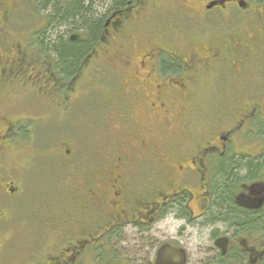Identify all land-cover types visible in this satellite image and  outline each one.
<instances>
[{
  "label": "flooded vegetation",
  "instance_id": "1",
  "mask_svg": "<svg viewBox=\"0 0 264 264\" xmlns=\"http://www.w3.org/2000/svg\"><path fill=\"white\" fill-rule=\"evenodd\" d=\"M11 12L0 7V264H264V0H128L103 11L68 73L56 52L14 43ZM167 14L197 27L174 36L158 19ZM78 86L119 116L118 136L102 156L58 143L48 157L57 197L34 202L16 236L13 201L37 158L17 181L5 166L45 140L39 119L14 109L47 94L66 111Z\"/></svg>",
  "mask_w": 264,
  "mask_h": 264
},
{
  "label": "rangeland",
  "instance_id": "2",
  "mask_svg": "<svg viewBox=\"0 0 264 264\" xmlns=\"http://www.w3.org/2000/svg\"><path fill=\"white\" fill-rule=\"evenodd\" d=\"M156 1L158 4H163V2L167 3V0ZM38 2L39 0H0V7H11L12 9L10 14V32L13 34L14 43H17L18 41L23 44H37V34L43 29L47 20L46 15L42 12ZM196 8L200 10L197 5ZM158 19L166 25L165 27L163 26V29L170 30L171 32V29L175 28L176 31L174 32V36H179L180 33L190 34L191 30L189 31V29L195 30L197 27L196 20L186 21L185 23L192 26L186 27L183 20L180 23L179 19H175L170 14L165 15L162 19ZM177 29L181 30L177 31ZM182 29H188V32L183 33ZM194 39L196 40V37ZM95 76L99 75L96 73L95 69H92L90 75L85 78L86 83L89 84L91 80L90 78H94ZM94 81L95 80H93V82ZM83 86L85 87V84H83ZM38 89H40L38 85H34L30 80L28 81V86H26L27 92H34V94H36ZM43 91L47 93L45 90ZM78 92L80 93L78 96L79 98L76 97L73 106L67 107L68 109L66 111L58 109V106L56 105L58 100H55V98H52L47 94L44 96V101H32L28 98V100L24 101L19 100L23 103V106H17V108L14 109H19L20 111L26 110L22 114L23 117L29 114L36 118V120L39 119L41 126L37 128L36 133L38 134L39 139H42L43 141L45 140L44 142L46 143V145L44 143L45 146L41 144V147L38 146L37 148L35 144L28 146L26 149L19 146L17 148L13 147L16 151L10 156L12 157L10 159L11 163L5 166L7 176H10V180L17 181L18 174H26L25 169L27 167L26 163L28 162L26 158L30 156L37 158V161L35 162L37 165L35 168L37 167L38 169L36 171L34 170V173H37V176H27L30 187H20L18 192L20 195L17 197L18 199L13 201L18 202L17 204H21L23 209H19V212L21 213L15 216L11 223V225L16 228V236L24 235L25 225L22 218H26V216L30 214L34 202L41 203L42 201V204H47L48 199H52L54 196L57 197L56 192L53 190L55 187L52 189L53 183L51 179L53 177L54 166L48 165L51 162L48 157H51L50 155L53 151H57L58 143H71L73 151H75V156H79L80 153L85 152V148H87L92 156H102L108 146L107 143L109 142V139L118 136L116 135V132L111 129V126L113 124L112 120L119 119V116H114L112 112L104 106L101 94H99L94 88L87 90V88L80 89L79 86L77 88V93ZM0 93H3L4 95L8 93L6 86L0 87ZM31 110L32 112H30ZM34 135L35 132H32L30 136L33 138ZM20 150H23L22 152L24 153L20 154ZM30 163H33V161ZM2 167L3 166H0V175ZM64 177L65 176H63L62 179H64ZM6 183L7 182L3 181L2 185H5ZM14 186L17 185L14 184ZM0 187L1 194L2 186L0 185ZM57 187L62 188V184H58ZM24 194H27V198ZM0 200L2 202L1 195ZM1 202L0 218L3 216V213L1 215V212L6 208ZM13 246H15V248L10 253L13 255H19L21 244H13Z\"/></svg>",
  "mask_w": 264,
  "mask_h": 264
},
{
  "label": "trees",
  "instance_id": "3",
  "mask_svg": "<svg viewBox=\"0 0 264 264\" xmlns=\"http://www.w3.org/2000/svg\"><path fill=\"white\" fill-rule=\"evenodd\" d=\"M128 0H39L46 24L37 34V44L59 56L61 68L68 73L76 68L83 53L94 43L105 23L103 11ZM10 28V16L7 20ZM11 29V28H10ZM49 31V32H48ZM87 40L72 41V33ZM63 80V78H62ZM229 176L225 177L228 178Z\"/></svg>",
  "mask_w": 264,
  "mask_h": 264
}]
</instances>
